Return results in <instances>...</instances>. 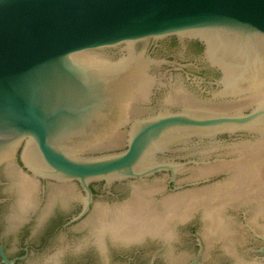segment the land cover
<instances>
[{"label":"water","instance_id":"obj_1","mask_svg":"<svg viewBox=\"0 0 264 264\" xmlns=\"http://www.w3.org/2000/svg\"><path fill=\"white\" fill-rule=\"evenodd\" d=\"M0 264H264V0H0Z\"/></svg>","mask_w":264,"mask_h":264}]
</instances>
